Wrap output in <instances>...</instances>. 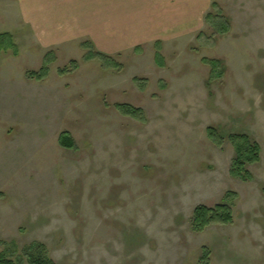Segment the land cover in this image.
Here are the masks:
<instances>
[{
	"label": "rangeland",
	"instance_id": "374dc122",
	"mask_svg": "<svg viewBox=\"0 0 264 264\" xmlns=\"http://www.w3.org/2000/svg\"><path fill=\"white\" fill-rule=\"evenodd\" d=\"M117 2L0 0L19 51L0 55V252L264 264V0H138L134 33L112 36ZM232 136L261 148L248 181L231 175ZM225 203L231 223L194 230L197 208Z\"/></svg>",
	"mask_w": 264,
	"mask_h": 264
},
{
	"label": "trees",
	"instance_id": "16d2710c",
	"mask_svg": "<svg viewBox=\"0 0 264 264\" xmlns=\"http://www.w3.org/2000/svg\"><path fill=\"white\" fill-rule=\"evenodd\" d=\"M208 19H212L208 16ZM12 51L14 55H18V48L13 42V36L9 33L0 34V55L6 54ZM99 56L103 57L99 54ZM92 58V57H90ZM105 61V58H102ZM158 61L161 59L158 54ZM203 63L209 65L212 69V77L217 75L220 68V63L216 60L204 59ZM46 71L42 70L39 73L30 72L28 77L35 80H41L46 76ZM67 69L60 70V73L66 74ZM117 108L125 115L137 120L142 119V113L140 110H136L127 105H118ZM209 139L216 145H222V139H220L216 129L210 128L207 131ZM234 146L236 156L233 161L231 175L234 178H238L242 181H248L251 179L250 173L246 170V166L260 161L261 148L257 144H251L247 136H232L230 139ZM60 146L72 150L75 149V143L69 133H63L59 140ZM232 209L228 204H221L214 209L209 207H199L194 213L193 227L197 232H203L207 227L213 223L229 224L233 221ZM22 257L16 256L11 249H6L5 253L0 252V264H22V259L26 258L29 264H56L49 256L45 247L41 244H33L27 246L23 250ZM204 259L208 258V251H204ZM5 254L12 255L7 257ZM21 257V258H20Z\"/></svg>",
	"mask_w": 264,
	"mask_h": 264
},
{
	"label": "crops",
	"instance_id": "0c3cea01",
	"mask_svg": "<svg viewBox=\"0 0 264 264\" xmlns=\"http://www.w3.org/2000/svg\"><path fill=\"white\" fill-rule=\"evenodd\" d=\"M118 1L119 2H117V5L115 7L116 8L115 11L116 12L117 11H120V13H119L120 15L123 13L122 16H124V18H120L119 17L118 19H116L115 22H114V24L116 26L112 23L113 31H114V33L112 32V34H114L112 36H115L116 33L122 34V35L123 34H126L127 33V30L128 31H131V33H134V29H136V28L135 27H132L133 21H132V23L129 22V25H128L127 20H128V18H130L132 20L136 19V18H134V17H136V15H134L133 13L136 12V9H137L136 6H139V5H137L138 0H124V1L118 0ZM134 1H137V2H134ZM125 22H127V23H125ZM119 23H120V27L123 28L126 31H123V30H119L118 29L117 24L119 25ZM124 23L126 25H124ZM130 24H131V26H130Z\"/></svg>",
	"mask_w": 264,
	"mask_h": 264
}]
</instances>
